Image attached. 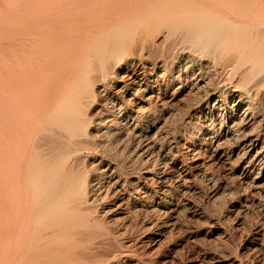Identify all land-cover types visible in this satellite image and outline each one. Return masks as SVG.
<instances>
[{
  "label": "bare ground",
  "instance_id": "1",
  "mask_svg": "<svg viewBox=\"0 0 264 264\" xmlns=\"http://www.w3.org/2000/svg\"><path fill=\"white\" fill-rule=\"evenodd\" d=\"M212 164L264 208V0H0V264H148L191 176L241 193ZM207 217L186 263L264 264L262 229Z\"/></svg>",
  "mask_w": 264,
  "mask_h": 264
},
{
  "label": "rangeland",
  "instance_id": "2",
  "mask_svg": "<svg viewBox=\"0 0 264 264\" xmlns=\"http://www.w3.org/2000/svg\"><path fill=\"white\" fill-rule=\"evenodd\" d=\"M189 148H190L189 144H185V145L181 146V150H182V152L184 151L183 153H185V154L189 153L188 152ZM204 148L202 149V147H201L202 151L204 150ZM202 161L210 164V161H212V158H211V156L209 157L207 154H205L203 152L201 162ZM189 164L192 165V164H194V162L191 161V162H189ZM209 167H211L210 169L213 171V173H215L216 176L223 177V178L220 177L221 180H223L225 178L224 181L225 180L232 181L234 184V187L239 189V191L241 193L237 194V195L234 194L235 196H232V195L225 196L226 194L223 193V189H222L219 192V196L221 197L220 200L214 201L212 198V196H213L212 194L215 191H217L219 188L216 190V187L212 188V186L207 185L208 183L201 176H196V177H195V175L191 176L190 177V183H189L190 191L188 190V191L181 192V194L179 193V196L181 195L180 199L182 202L179 205V208L177 211L178 212L181 211V213L179 214L176 211V213L174 214V217H175L174 218L175 224H173L174 226L172 225V226L166 227L165 231L164 230L162 231V234L157 235L159 240L155 244H149L148 245L149 248L150 247H153V248H152V250H150V252H148V254H146V256H144V254L142 253L145 251V248H143L140 245L139 241L137 240L135 242V244L133 243L132 244L133 246L131 245V248L130 247L129 248H130V250L132 249L135 251V254H136L135 258H136V256L139 258H143L145 261L147 260L148 264H188V263H186L185 259L188 257V255H190L195 250V248H197V246H196L197 242L199 243V242L203 241L204 238L206 237V234H205L206 230H207L206 229L207 228L206 221L208 219H210L207 217V215L210 216V214L212 216L211 218L215 217V219H218L219 216L221 215L219 219L224 217L225 222L227 221V224L229 223V225L231 227H235L236 225L241 223L240 225L243 228H246V229L252 228L253 229L254 227L255 228L259 227V229H262L261 231L264 233V208L261 204L259 205L257 202H255L252 199L244 201L245 198L243 197V201L240 200L242 203L241 205H243V206H240V205L234 206L236 204V201L237 202L239 201L238 198H242L241 197L242 194L246 191L244 188H242L243 186L242 187L240 186L241 184H240V179L237 175L238 173L226 170V168H224L223 165L212 164V166L210 165ZM167 170H169V171H167ZM167 170H166L167 173H174V170L171 168H167ZM203 189H204V191H203ZM221 192H222V196H221ZM183 194H184V196H183ZM223 195L225 197H223ZM260 198H261V200H264V191L263 192L261 191ZM113 202L114 201H111L109 204L106 205V207L107 208L113 207V206L116 207V205L118 203H120V202H116V204H114ZM184 202L186 204L188 203L187 206L189 205L188 207H190L189 209H191V210H189L187 208H186L187 210L184 209V206L182 205V204H184ZM197 205H199V206L197 207ZM230 206H233L232 210H235L233 213L227 212V208H230ZM195 207L197 209L199 208V210L203 211L205 216H203V215L198 216L199 214H195L196 213V212H194V210L196 209ZM219 207H220V209H219ZM181 208H183V210ZM217 209H218V211H217ZM221 210H222V212H220ZM125 211H126V212H124L125 214H122V216H117L118 217L117 218L116 216L113 215V216H110L107 220L108 225L112 227L113 231L117 235L116 243L117 242L118 243L117 244L114 243L115 247H112L113 250L119 248L118 244L122 243L123 241H124V244H125V242H126V244H129L127 241H129L130 239L132 240L133 238H136V235H138V232L141 228L140 225H142V223H141L142 219L135 217V214L134 215L129 214V216H127L126 214H128L130 210H125ZM127 211H128V213H127ZM184 211H186V212L184 213ZM187 211H189V212H187ZM206 213H208V214H206ZM214 213H216V214H214ZM213 214H214V216H213ZM216 215H218V216L216 217ZM222 215H223V217H222ZM113 217L114 218L116 217V218L114 219ZM123 217H125V218H123ZM128 219L133 221V222L129 221ZM175 219H176V221H175ZM114 221H116V222H114ZM113 223H115V224H113ZM129 225H131V226H129ZM116 226H117V228H116ZM121 231H122V233H121ZM132 233H133V235H132ZM120 236H121V239H120ZM118 239H119V241H118ZM120 241H122V242H120ZM146 244H148V243H146ZM134 251H132V252H134ZM135 262L136 261L133 260L132 262H129L127 264H130V263L134 264ZM110 264H125V263L121 262L118 259H114Z\"/></svg>",
  "mask_w": 264,
  "mask_h": 264
}]
</instances>
